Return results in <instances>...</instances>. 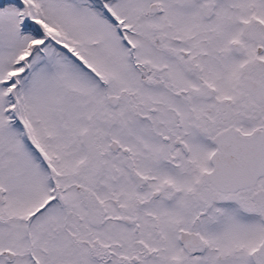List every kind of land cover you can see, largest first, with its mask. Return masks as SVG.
<instances>
[{
  "label": "snow or ice",
  "instance_id": "obj_1",
  "mask_svg": "<svg viewBox=\"0 0 264 264\" xmlns=\"http://www.w3.org/2000/svg\"><path fill=\"white\" fill-rule=\"evenodd\" d=\"M0 264H264V0H0Z\"/></svg>",
  "mask_w": 264,
  "mask_h": 264
}]
</instances>
